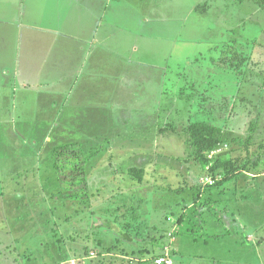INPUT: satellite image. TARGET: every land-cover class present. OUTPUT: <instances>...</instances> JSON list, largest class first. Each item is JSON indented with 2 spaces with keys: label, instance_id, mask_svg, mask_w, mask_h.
I'll return each mask as SVG.
<instances>
[{
  "label": "rangeland",
  "instance_id": "obj_1",
  "mask_svg": "<svg viewBox=\"0 0 264 264\" xmlns=\"http://www.w3.org/2000/svg\"><path fill=\"white\" fill-rule=\"evenodd\" d=\"M111 5L101 23L129 31L112 39L113 48L122 44L147 73L121 82L127 100L115 108L106 100L100 112H79L75 101L67 116L44 117L38 102H28L34 110L19 118L13 100L4 98L12 87L0 75V264L105 258L137 264L167 251L175 264H264V6L250 0ZM8 7L0 32L16 38L17 23L5 18H27L29 9ZM140 9L147 19L140 20ZM195 121L226 129L223 152L236 159L232 172L241 179L200 182L208 172L190 156L184 130ZM63 145L68 150L57 168L55 148ZM133 166L144 167V179L129 175ZM144 247L149 255L140 253Z\"/></svg>",
  "mask_w": 264,
  "mask_h": 264
},
{
  "label": "crops",
  "instance_id": "obj_2",
  "mask_svg": "<svg viewBox=\"0 0 264 264\" xmlns=\"http://www.w3.org/2000/svg\"><path fill=\"white\" fill-rule=\"evenodd\" d=\"M70 1L75 3L69 4ZM112 1L0 0V19L13 10L8 5L25 3L29 9L27 18L26 15L14 21L5 18L17 23L14 26L16 38L0 32V75L7 81L3 85L12 87L8 92L10 97L4 98L13 100L17 117H26L30 115L27 112L34 110L35 105H24L28 102H38L39 112H44V117L59 114L55 111L65 112L69 102L75 101L79 103L76 107L79 112H100L101 103L106 100L113 101L115 108L116 102L127 100L128 90L122 85L126 78L139 79L140 73L141 79H147V73L143 74L142 68L126 57L122 44L112 46V39L124 38L129 31L118 33L111 24L101 23L108 15ZM139 12L140 20L147 19L142 16L141 9ZM45 17L48 22L43 24ZM22 21L26 29H21ZM70 21H76V24L70 27ZM140 32L136 34L147 35ZM107 39H111L110 42ZM137 49L138 46H134V50ZM143 50L146 51L141 42L140 52ZM104 109L111 111L110 106ZM63 116L67 115L63 113ZM243 175L259 177L261 174L244 171ZM241 176L239 171L227 173L212 186H222L230 179H241Z\"/></svg>",
  "mask_w": 264,
  "mask_h": 264
},
{
  "label": "trees",
  "instance_id": "obj_3",
  "mask_svg": "<svg viewBox=\"0 0 264 264\" xmlns=\"http://www.w3.org/2000/svg\"><path fill=\"white\" fill-rule=\"evenodd\" d=\"M245 1V0H240ZM252 2H255L257 4H260L261 6H264V0H250ZM249 55H244L243 59L245 61H249ZM168 130V127H164L161 129V131ZM174 130V128H172ZM184 130L187 134V143L189 146L192 147L191 151V157L198 163H200L203 168L210 162L208 155L211 150L216 148L219 144L228 143L226 141V129L211 123L207 121H195L190 122L186 127H184ZM175 131V130H174ZM68 145L58 146L56 147L55 156H56V167L59 168L61 166V161L59 159H62L65 155V152L68 150ZM73 152V151H72ZM78 152V151H77ZM67 153V152H66ZM78 155L77 153H73L70 157L76 158ZM62 157V158H61ZM211 161H213V165L211 167V173L215 176L217 173H221L222 175H225L227 173H231L236 168V159H232L231 157H227L226 154L219 153L216 155ZM263 164H264V158H263ZM76 168H82L81 173H85V165L82 163L75 164ZM145 172L144 167H138L133 166L130 167L128 170L129 175L134 178L144 179L143 174ZM142 181V180H141ZM82 184L84 187H87L89 185L88 181H82ZM218 184V183H217ZM140 253L144 255H149L151 253V250L147 247H144ZM161 254L153 255V258L150 260H140L137 264H155L154 259L156 256H159ZM95 262H90L89 264H115L113 261H107V259H98L94 260ZM122 264H132V263H122Z\"/></svg>",
  "mask_w": 264,
  "mask_h": 264
},
{
  "label": "built area",
  "instance_id": "obj_4",
  "mask_svg": "<svg viewBox=\"0 0 264 264\" xmlns=\"http://www.w3.org/2000/svg\"><path fill=\"white\" fill-rule=\"evenodd\" d=\"M229 147L228 143L219 144L216 148L210 151L208 158L210 162L205 166L206 171L208 172L205 176L200 177V182L203 185H214L217 180L222 178V174H216L215 176L211 173V167L213 161H211L216 155L222 153ZM167 249V247H166ZM155 264H175L173 258L169 256L168 251L165 254L156 256L154 259Z\"/></svg>",
  "mask_w": 264,
  "mask_h": 264
}]
</instances>
